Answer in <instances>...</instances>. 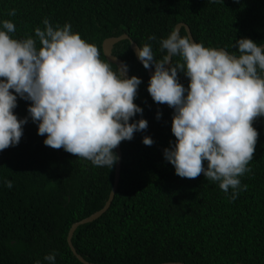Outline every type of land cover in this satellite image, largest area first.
I'll use <instances>...</instances> for the list:
<instances>
[{"label": "trees", "instance_id": "trees-1", "mask_svg": "<svg viewBox=\"0 0 264 264\" xmlns=\"http://www.w3.org/2000/svg\"><path fill=\"white\" fill-rule=\"evenodd\" d=\"M13 9L16 15L10 16ZM45 18L61 27L70 23L105 62L103 42L122 35L137 47L150 44L161 59L166 53L159 51V41L178 24L205 47L236 52L231 45L241 38L264 44V0H0V21L14 23V38L34 37ZM152 35L155 40L148 39ZM180 35H187L183 28ZM111 54L127 65L130 78L141 79L134 103L143 112L130 123L144 119L148 127L119 144L114 199L98 219L77 227L71 240L76 254L93 264H264V117L253 121L258 139L248 165L252 171L240 177L247 189L232 200L231 189L226 194L203 173L194 179L175 174L163 156L175 143L174 109L152 100L150 77L128 40L114 45ZM178 80L188 86L182 72ZM30 103L18 97V119L28 116ZM37 133L29 118L19 144L0 151V264H47L43 258L52 252L56 264H82L68 233L104 206L115 165L95 167L63 148L45 146L46 135ZM145 136L154 141L151 146L142 143Z\"/></svg>", "mask_w": 264, "mask_h": 264}, {"label": "clouds", "instance_id": "clouds-1", "mask_svg": "<svg viewBox=\"0 0 264 264\" xmlns=\"http://www.w3.org/2000/svg\"><path fill=\"white\" fill-rule=\"evenodd\" d=\"M43 25L35 28L34 37L17 39L14 23L0 21V151L19 144L30 118L37 134L46 135L45 146L111 170L118 161L114 149L148 127L144 119L130 123L143 112L134 103L142 81L122 78L70 23L61 27L45 18ZM159 45L166 53L161 59L150 44L139 46L137 57L145 69L154 67L147 88L152 100L174 109L175 143L164 150V159L177 176L194 179L203 173L226 194L231 189L235 200L247 189L240 177L252 171L248 165L258 139L253 121L264 117V50L247 38L231 45L236 52L205 47L181 36L178 27ZM178 72L187 78V87ZM18 97L31 102L24 119L14 114ZM142 143L151 146L154 141L145 136ZM4 184L12 188L11 181ZM43 259L56 264V253Z\"/></svg>", "mask_w": 264, "mask_h": 264}, {"label": "water", "instance_id": "water-1", "mask_svg": "<svg viewBox=\"0 0 264 264\" xmlns=\"http://www.w3.org/2000/svg\"><path fill=\"white\" fill-rule=\"evenodd\" d=\"M177 27L180 28V31L183 28L185 30L186 34L189 35L190 39L193 40L191 32L186 25L178 24L175 26V28H177ZM125 40H128L130 42V48L134 52V54L136 55V58L138 59V57H137L138 47L135 44V42H133L127 35H122L118 38H110V39L105 40L102 44V51H103V54H104L107 62L115 65L117 67L118 71L121 72L122 78H130L128 69L126 72L123 71L124 64L121 62V60H119L118 58H116L115 56H113L111 54L113 46L118 44L119 42L125 41ZM261 47H262V50H264V44ZM138 61L142 65V63L139 59H138ZM169 66L170 65H168V64L165 65L166 68ZM146 70H147L148 76L151 78V76L154 74V70L151 67L149 69H146ZM115 152H116V155L118 156V161L115 164L113 185H112V188L110 190L109 197H108L106 203L104 204V206L99 211L93 213L89 217H87V218H85V219H83L77 223H74L72 225L71 229L69 230V233H68V237H67L68 245H69L72 253L77 258V260L82 264H93V263L86 262L82 257H80L79 255L76 254V252L72 246L71 240H72L73 234H74L75 230L77 229V227L98 219L110 207V205L114 199L117 187H118V183H119V179H120V171H121V162H122V152H121L120 146H118L115 149Z\"/></svg>", "mask_w": 264, "mask_h": 264}]
</instances>
